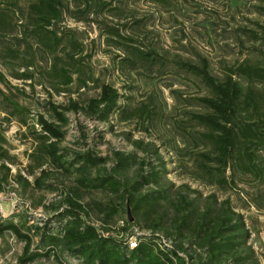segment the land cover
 Returning a JSON list of instances; mask_svg holds the SVG:
<instances>
[{
  "label": "rangeland",
  "instance_id": "rangeland-1",
  "mask_svg": "<svg viewBox=\"0 0 264 264\" xmlns=\"http://www.w3.org/2000/svg\"><path fill=\"white\" fill-rule=\"evenodd\" d=\"M64 1L67 9L56 27L64 41L57 52L46 50L34 36L24 33L26 0H20L16 8L21 21L13 30L7 26V33H0V71L12 87L19 89L0 83V90L30 109V113L23 116L24 123L19 114H9L11 108L0 94V123L9 141L10 153L17 158V164L10 165L13 176L0 192L3 221L22 226L33 238L32 250L45 251L48 243L41 237H45L48 230L56 232L59 229L55 209L59 205L65 207L64 197L75 186L81 188L89 220L97 226L107 221L117 227L128 216L119 194L80 185V174L74 168L63 171L47 164L44 168L50 174L44 177L42 186L36 184L40 170L31 174L30 154L36 147L32 133L41 129L38 116L55 120L49 103L68 105L72 98L85 104L89 98L99 95L102 83H108L122 95L121 107L140 110L126 118L116 112L109 121H101L84 111H66L68 123L64 126L65 136L61 142L66 158L72 161L73 151L93 150L106 158V166L111 168L115 162L113 153L121 151L133 157L127 174L129 178L138 179L142 164L147 174L158 171L157 182L150 183L142 191L165 189L152 217L164 215L168 227L172 226L175 201L180 192L193 199L199 209L209 206L216 209L222 201L230 200L232 208L243 214L250 231V238L242 247L243 255L248 256L251 264H264V145L259 144L255 149L258 171L235 165L227 171L226 184L217 180L210 182L199 175L202 173L198 162L200 154L209 151L211 145L202 135L206 129L192 120L191 115L205 112L197 98L209 95V89L198 77L176 64L179 59L198 62L199 57H206L212 73L219 78L224 77L226 67L246 61L264 67V0H171L165 9L155 0H105L111 5L99 9L90 0L89 12L83 11L86 0ZM112 7L117 10L111 11ZM114 28L119 29L123 37L135 39L133 45L145 50L155 48L161 61L150 64L136 58L134 63L125 62L131 54L116 41H128L112 35ZM71 35L82 49V53L75 50L76 59L82 60L73 70L80 68L83 76L92 75L95 80L78 88V74H75L69 89L59 92L63 86L49 73L55 55L70 62L67 53L73 51ZM9 49L16 50L18 57ZM31 57L35 58V65L30 68L35 73L34 79H17L15 75L26 71L27 60ZM235 78L244 89L253 85L259 92L264 91V79L250 81L243 75ZM259 110L255 120L264 125L263 98ZM19 173L30 184L17 181L15 176ZM94 175L95 171L88 178ZM112 209L116 212L107 218ZM148 223L149 219L140 216V225L145 229L136 228L130 234H149ZM24 246L25 242L11 233L0 238V264H20ZM60 254L66 264H83L81 259L67 252ZM205 254V250L198 247L194 253L197 258ZM29 264L56 262L53 257H43Z\"/></svg>",
  "mask_w": 264,
  "mask_h": 264
},
{
  "label": "trees",
  "instance_id": "trees-1",
  "mask_svg": "<svg viewBox=\"0 0 264 264\" xmlns=\"http://www.w3.org/2000/svg\"><path fill=\"white\" fill-rule=\"evenodd\" d=\"M26 1L28 7L27 23L23 25L24 33L34 36L37 43L46 50L57 52L64 41V37L59 35L56 27L62 21L67 9L65 1ZM93 1L99 9L111 5L105 0ZM19 2L20 0H0L1 34L7 33L5 31L7 26L13 30L21 21L20 15L16 12ZM155 2L164 9L172 3L171 0H155ZM91 3L90 0H86L84 12H89ZM110 10L114 11L117 8L112 7ZM20 11L23 14V11ZM123 26L127 27V24ZM111 33L128 41V43L116 41L119 45L125 46V52L131 54L132 58H125V62L134 63L136 58L150 64L161 61L155 48L145 50L143 47L133 45L135 39L123 37L119 29H111ZM70 43L73 50L67 53L70 62L55 55L49 73L55 82L63 86L59 92L69 89L75 80V74H78V88L87 86L89 80H95L92 75L83 76L84 73L80 68L73 70L76 63L82 60V58L76 59L75 50L82 53V49L79 48L81 44L73 35ZM32 47L33 45H29V48ZM9 50L12 54L14 52V55H18L16 50ZM26 64V71L15 75L17 79H34L35 73L30 68L35 65V58H29ZM176 64L180 69L198 77L209 89V95L197 98L205 108V112L191 115L192 120L206 129L202 135L211 145L209 151L200 154L198 162L202 173L198 174L210 182L217 180L220 184H226L227 171L233 169L235 165L253 172L258 171L254 154L259 144L264 145V125L260 120L261 123L256 122L255 116L260 112L261 98L264 101V91L259 92L253 85L244 89L235 76L243 75L250 81L264 79V67L246 61L226 67L224 77L219 78L212 73L210 62L206 57H199L198 62L179 59ZM0 83L19 90L18 87L11 86L2 71H0ZM100 89L99 95L89 98L85 104L72 98L68 105L50 102L49 107L54 121H50L44 115L38 116L37 123L41 129L32 133L36 147L30 154L33 162L31 174H34L35 170H40L41 176L36 179V184L42 186L44 177L50 174V171L44 168L47 164L63 171L74 168L80 174V185L119 194L124 200L126 212L129 203L134 220L130 221L127 216L117 227L111 226L107 221L97 226L89 220L90 213L82 201L81 188L75 186L72 192L64 197L65 207L59 205L55 209L59 229L56 232L48 230L45 237H41L43 241L47 240V249L33 251L32 236L25 233L23 227L15 222H4L0 209V238L11 233L18 240L25 242L19 263L29 264L43 257L48 259L53 257L56 264H66L60 254L62 251L78 257L83 264H251L248 256H244L242 251V247L250 238V231L246 227L243 214L232 208L230 200L222 201L216 209L210 206L199 209L193 199L180 192L175 201L172 226L168 227L164 215L152 217L153 210L160 205L165 189L160 187L158 190L145 193L142 191L145 186L157 182L158 171L152 170L147 174L143 171L144 164H142L137 173L138 179L129 178L127 174L132 167L133 157L121 151L113 153L115 162L111 168L106 166L107 159L93 150L73 151L72 161L66 158L61 147L65 136L64 126L68 123L66 111H84L101 121H109L116 112L120 113L121 118L122 116L126 118L134 116L135 112L140 110L129 111L126 106L121 107L122 95L114 86L102 83ZM0 94L11 108L9 114L11 116L19 114L22 122L26 123L23 116L29 114L30 109L20 105L4 91L0 90ZM8 144L5 130L0 123V192L4 190L6 181L13 176L10 165L17 164V158L10 153ZM93 171H95L94 177L88 178ZM15 177L17 181L30 184L21 173ZM115 212L116 209H112L107 214V218H111ZM140 216L150 220L147 225L150 233L130 234L136 228H144L140 225ZM36 228L39 229L38 226ZM132 235L136 236L138 243L136 247L129 248L126 238ZM171 237L174 240L171 241ZM169 240L171 244L168 243ZM197 247L205 250V256L197 258L194 255Z\"/></svg>",
  "mask_w": 264,
  "mask_h": 264
},
{
  "label": "built area",
  "instance_id": "built-area-1",
  "mask_svg": "<svg viewBox=\"0 0 264 264\" xmlns=\"http://www.w3.org/2000/svg\"><path fill=\"white\" fill-rule=\"evenodd\" d=\"M126 240H127L128 245H129V248H134L137 246L138 241H137L136 236H134V235L128 236L126 238Z\"/></svg>",
  "mask_w": 264,
  "mask_h": 264
},
{
  "label": "water",
  "instance_id": "water-1",
  "mask_svg": "<svg viewBox=\"0 0 264 264\" xmlns=\"http://www.w3.org/2000/svg\"><path fill=\"white\" fill-rule=\"evenodd\" d=\"M127 215H128V217H129V220H130V221H133V220H134L133 215H132L131 208H130V206H129V203L127 204Z\"/></svg>",
  "mask_w": 264,
  "mask_h": 264
}]
</instances>
